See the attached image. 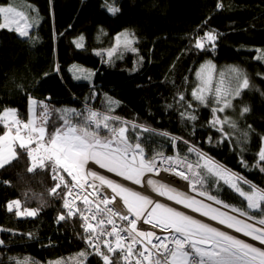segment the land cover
<instances>
[{
  "label": "trees",
  "instance_id": "16d2710c",
  "mask_svg": "<svg viewBox=\"0 0 264 264\" xmlns=\"http://www.w3.org/2000/svg\"><path fill=\"white\" fill-rule=\"evenodd\" d=\"M24 1L32 5L30 11L39 23L30 37L0 30V111L12 108L28 117L30 98L46 102L54 108L48 123L51 133L53 125L60 123L56 109L92 107L104 112L111 98L118 102L111 114L129 122V140L138 141L146 157L178 153L196 162V153L188 152L194 146L264 189V162L258 163L264 147V60L258 57V48L264 49V0ZM12 2L0 0V5ZM106 4L120 11L112 14ZM123 30L134 32L137 51L124 52L109 62L105 51ZM209 31L217 34L216 47L197 49L196 40ZM80 36L84 37L82 48L76 46ZM209 60L218 69L239 67L250 83L227 110L237 125L224 126L227 138L210 123L216 104L205 106L190 93L196 69ZM73 63L91 69L93 80L76 79L70 70ZM244 107L250 111L242 114ZM184 112L196 120L182 116ZM132 123L152 131L133 130ZM5 131L0 123V135ZM30 166L24 150L18 149V158L0 169V229H4L0 231L4 241L0 264L25 259L40 264L78 258L80 252L88 253L82 264H102L86 244L78 216L57 222L66 209L61 190L50 194L56 183L51 170L37 168L30 173ZM207 179L206 191L246 209L244 198L223 180L211 175ZM17 199L22 208H39L38 215L18 217L9 212L6 205Z\"/></svg>",
  "mask_w": 264,
  "mask_h": 264
},
{
  "label": "snow or ice",
  "instance_id": "6c2138e0",
  "mask_svg": "<svg viewBox=\"0 0 264 264\" xmlns=\"http://www.w3.org/2000/svg\"><path fill=\"white\" fill-rule=\"evenodd\" d=\"M106 7L112 14L120 11L114 4H106ZM33 26L34 21L24 11L18 10L11 3L0 5V30L6 29L21 37H30ZM216 39V33L206 32L196 40L195 47L204 49L206 44L214 47ZM115 40V45L107 50L109 62L121 48L137 51L133 46L136 42L134 33L125 31L118 34ZM83 41L84 37L80 36L76 46L82 48ZM54 70L59 72L58 67ZM74 70L79 73L76 79L90 80L94 75L77 66H74ZM196 77L199 83L192 90V97L205 106L211 102L216 104L212 108L210 123L227 138L229 134L224 132V126L235 128L237 125L229 117L221 118L217 113L231 108L233 99L250 87L247 76L240 69L232 68L228 76L220 73L217 79L215 66L208 62L201 65ZM179 99L184 100L183 94ZM107 105L108 110L104 112L90 107L83 111L56 109L60 123L58 126L53 125L54 131L51 133L48 132V123L53 110L43 101L30 98V116L27 120H20L16 109L0 111V123L7 129L0 135V169L11 165L18 158L13 145H18L29 158L31 166L28 167V172L37 168L50 169L51 178L56 181L50 194L57 195V190H61L63 207L67 210L66 214L59 215L57 222L63 221L66 215H79L83 220L81 226L86 233L85 241L94 254L101 258L102 264H264V247L249 243L186 211L198 213L200 217L215 221L218 225L264 246V189L219 165L194 146L188 148L189 153L195 152L198 157L194 163L187 156L181 157L178 153L175 156H164L162 152H158L151 158L146 157L142 145L138 141L133 143L129 140V122L111 115L118 102L107 98ZM249 111L248 107H244L242 114ZM181 115L196 120V116L191 113L184 112ZM117 122L120 126H117ZM131 128L152 131L136 124H131ZM102 130H106L105 135H101ZM172 139L175 141L177 138ZM258 155V163L264 162V147ZM96 166L142 189H151L157 197H164L174 205L182 206L184 210L160 202L145 191L117 182L95 170ZM161 170L188 181L192 193L206 197L207 201L213 203H207L204 199H198L197 195H190L149 176H158ZM261 171H264V167H261ZM208 175L223 180L243 197L246 209L229 205L204 190ZM241 183L249 184L250 189L245 191ZM105 189L110 190L111 195H107ZM118 198L126 213H121L112 206ZM76 199L82 200L83 209L75 205ZM6 208L9 212L14 211L18 217H34L40 211L39 208L21 210L19 199L10 201ZM247 209L258 210V213L250 214ZM85 211L88 215H85ZM117 219L122 223L117 225ZM141 222L151 226L152 230L139 228L138 224ZM156 230L162 234H158ZM2 244L4 241L0 240V245ZM87 255L86 252H80L77 264L86 261ZM17 264H31V261L25 259ZM50 264L64 262L58 260Z\"/></svg>",
  "mask_w": 264,
  "mask_h": 264
},
{
  "label": "rangeland",
  "instance_id": "374dc122",
  "mask_svg": "<svg viewBox=\"0 0 264 264\" xmlns=\"http://www.w3.org/2000/svg\"><path fill=\"white\" fill-rule=\"evenodd\" d=\"M14 7H16V8H18V10H21V11H24L26 14H28V15H30V17L32 18V20L34 21V26L30 29V30H32L35 26H37L38 25V23H39V17H37V19H36V16H35V19L33 18V14H32V5L30 4V3H28V2H25L24 0H14V2H12L11 3ZM1 5H3V4H1ZM29 8V9H27V7ZM31 10V11H30ZM125 31H127V32H130V33H134L133 31H131V30H123V31H121L119 34H121V33H123V32H125ZM135 35V34H134ZM204 36V35H203ZM136 37V36H135ZM217 40H218V38L215 40V42H214V47L213 46H211V45H208V44H206V46H207V48H215L216 47V43H217ZM136 42H137V37H136ZM136 42H135V44L133 45L136 49H137V47H136ZM124 52H128V50H124V49H119L116 53H114L113 54V56L111 57V60L110 61H112V60H114V59H119V58H121L123 55H124ZM105 53L107 54V50L105 51ZM258 57L260 58V57H264V49H261V48H258ZM107 58H108V60H109V57L107 56ZM260 59H263L264 60V58H260ZM208 62H211V64H213L214 66H215V74H216V78L217 79H219V74L220 73H224L225 74V76H228V74H229V72H230V70L232 69V68H238V69H240L239 67H236V66H227V67H224V68H221V69H218V67L216 66V64L212 61V60H209V61H206V62H204V63H202L201 65H204V64H206V63H208ZM201 65L196 69V72L200 69V67H201ZM74 66H77V68H80V69H84V70H87V71H90V72H92L93 73V71L91 70V69H89V68H87V67H85V66H83V65H81V64H79V63H73L71 66H70V70H71V73L73 74V76L76 78V76L79 74L77 71H75L74 70ZM241 70V69H240ZM196 72H195V80H194V85H193V87H192V90L197 86V84L199 83V81H198V79H197V77H196ZM241 72L244 74V72L241 70ZM92 78H93V76L91 77V79L90 80H92ZM78 80H85V81H90V80H88V79H83V78H81V79H78ZM192 90H191V92H192ZM190 92V93H191ZM185 93L186 92H184V93H182L183 94V96H185ZM189 93V92H188ZM199 102V101H198ZM50 109H52V110H54V108L53 107H49ZM193 108V106L191 105V107H189V109H192ZM10 109H12V108H10ZM71 109H74L73 107L71 108ZM229 109V108H228ZM228 109H226L225 110V112H223V113H218V115H220L221 116V118H223V117H225V116H227V117H229L230 119H231V117L227 114V110ZM53 113V112H52ZM232 120V119H231ZM124 121H127V120H125L124 119ZM133 124V123H132ZM118 126V125H117ZM120 126V125H119ZM145 128H148L149 129V127H145ZM7 130V129H6ZM106 134V130H102L101 131V135H105ZM15 148V147H14ZM196 148V147H195ZM16 149V148H15ZM196 149H198V148H196ZM199 150V149H198ZM200 151V150H199ZM202 152V151H201ZM202 153H204V152H202ZM204 154H206V153H204ZM208 157H210V158H212L211 156H209L208 154H206ZM212 160H214V158H212ZM215 162H217L219 165H222L221 163H219L218 161H216V160H214ZM201 163H203V161H201ZM222 166H224V165H222ZM224 168H226V169H228L226 166H224ZM95 170H98L101 174H105V175H107L109 178H111V179H114V180H117V182H122V183H125V184H127L128 186H130V187H133L134 189H136V190H140V191H143L141 188H139L138 186H133V185H130V183L129 182H124V180L123 181H121V180H119V177H114L115 176V174H114V176H112V175H110L108 172H106V170H104V169H99V167L98 166H96V169ZM228 170H230V169H228ZM231 171V170H230ZM232 172V171H231ZM234 173V172H233ZM209 176V175H208ZM212 176V175H211ZM241 176V175H240ZM213 177H215V176H213ZM65 178L66 179H68V180H70V178L69 177H67V176H65ZM215 179L217 180V179H219L218 177H215ZM251 184H253V183H251ZM171 186H173V187H176V186H174V185H172V184H170ZM208 185H210L209 184V180L206 178V183H205V185H204V190H206L205 188H207L208 187ZM241 186L244 188V190L245 191H248L249 189H250V185L249 184H243V183H241ZM177 189H179L180 191H184V190H182L181 188H179V187H176ZM259 188V187H258ZM184 192H186V191H184ZM208 192V191H207ZM146 194H150V195H152V197L154 198V199H156V197L153 195V194H151V193H149V192H146ZM190 195H197V198L198 199H204L205 200V202H207V203H213V202H211V201H207V199H206V197H199L198 196V194L197 193H189ZM160 202H163V203H167V201H166V199H160ZM170 203V202H169ZM168 203V204H169ZM170 205H173V206H176V207H179V208H181V210H184L181 206H178V205H174V204H170ZM214 206H217V207H220L219 205H215L214 204ZM21 210H23V208H22V203H21ZM187 211V210H186ZM247 211L250 213V214H255V213H258V210H253V209H247ZM189 212V211H188ZM67 213V210L65 211V214ZM189 214H192V215H195L197 218H200V219H204L205 220V222H210V223H212L213 224V226H218V227H220V228H222V229H227V228H225V226L223 227V225H218L215 221H208V219H206L205 217L203 218V217H200L199 216V214L198 213H191V212H189ZM197 214V215H196ZM234 214H236V215H238V213H234ZM68 217H71V216H67L66 215V218H68ZM72 217H74V216H72ZM242 218H244V217H242ZM227 231H229V232H231V233H235L234 232V230H232V229H228ZM237 234V233H236ZM238 235V234H237ZM243 238V237H242ZM248 241V240H247ZM76 259V260H75ZM77 259L78 258H76V257H74V258H59V259H55V260H49V261H47V262H45V263H40V264H50V262H56V261H62V262H64V264H77ZM31 264H33L32 262H31Z\"/></svg>",
  "mask_w": 264,
  "mask_h": 264
},
{
  "label": "built area",
  "instance_id": "2783aa9c",
  "mask_svg": "<svg viewBox=\"0 0 264 264\" xmlns=\"http://www.w3.org/2000/svg\"><path fill=\"white\" fill-rule=\"evenodd\" d=\"M112 115V114H111ZM19 116V115H18ZM19 119L20 120H27L28 119V117H24V116H19ZM122 119V118H121ZM123 120V119H122ZM175 155H177V154H172V155H164V156H175ZM190 161V160H189ZM190 162H192V161H190ZM194 163V162H193ZM89 167H92V165H89ZM150 175H152V176H154V177H156L159 181H161V182H163V183H167V184H172V185H174V186H176V187H179V183H177V182H180L182 179L181 178H179V177H177V176H174V175H172L171 173H169V172H166V171H163V170H161L160 171V174L157 176V175H155V174H150ZM123 181V180H122ZM184 181V180H183ZM124 182H128V181H124ZM185 182H187L188 184V186H189V182L188 181H185ZM181 183V182H180ZM131 185V184H130ZM180 188V187H179ZM142 189V188H141ZM182 189V188H181ZM190 189V188H189ZM182 190H184V189H182ZM143 191H145V192H149V193H151L152 194V192H151V189H143ZM184 191H186L187 192V189L186 190H184ZM105 192H106V194L107 195H111V192H110V190H107V189H105ZM74 195H75V193H74ZM155 196V195H154ZM156 197V199H162V198H160V197H157V196H155ZM90 199H92V197H89ZM69 199L71 200L72 199V197H69ZM75 205L77 206V207H80L81 209H83V203H82V200H80V199H76L75 200ZM116 210H119L121 213H126V209L122 206V203H121V201H120V199L118 198L115 202H114V205H112ZM85 215H88V213L85 211ZM75 216H78L79 217V219H80V228H81V230H82V232H83V235H84V240H85V236H86V233L84 232V230H83V228H82V224H83V220L81 219V217L79 216V215H75ZM72 217V216H71ZM117 225H119V224H121L122 222L121 221H119L118 219H117ZM138 227L139 228H141L142 230H152L151 229V226H149V225H145V224H143L142 222L141 223H139L138 224ZM157 232H158V234H162L159 230H156ZM86 242V241H85ZM87 244V243H86ZM88 245V244H87ZM90 248V247H89ZM90 250L93 252V249H91L90 248ZM94 253V252H93Z\"/></svg>",
  "mask_w": 264,
  "mask_h": 264
},
{
  "label": "bare ground",
  "instance_id": "6f19581e",
  "mask_svg": "<svg viewBox=\"0 0 264 264\" xmlns=\"http://www.w3.org/2000/svg\"><path fill=\"white\" fill-rule=\"evenodd\" d=\"M90 108H92V107H90ZM110 175H112V176H114V174L113 173H109ZM152 179H155V180H158L156 177H154V176H152V175H149ZM114 177H117V176H114ZM119 180H123L122 178H120L119 177ZM159 181V180H158ZM181 182V183H180ZM180 182H177V183H179V187L180 188H182V189H184V190H186L187 189V192L188 193H191V190L189 189V186L187 185L188 183L187 182H185V181H183V180H181ZM131 185H133L131 182H129ZM133 186H135V185H133ZM137 186V185H136ZM139 188H141L140 186H138ZM143 190V189H142ZM149 190V189H148ZM153 195H155L156 196V194L155 193H152ZM160 198H162V199H165L164 197H160ZM167 201V203H173V202H171V201H168V200H166ZM182 207V206H181ZM187 211H190V210H187ZM191 212V211H190Z\"/></svg>",
  "mask_w": 264,
  "mask_h": 264
},
{
  "label": "crops",
  "instance_id": "0c3cea01",
  "mask_svg": "<svg viewBox=\"0 0 264 264\" xmlns=\"http://www.w3.org/2000/svg\"><path fill=\"white\" fill-rule=\"evenodd\" d=\"M30 32H31V30H30ZM92 80H93V78H92ZM92 80H90V81H92ZM46 103V102H45ZM47 104V103H46ZM48 105V104H47ZM49 107H52V106H50V105H48ZM68 108V107H67ZM72 108V107H71ZM29 116H30V111H29ZM28 116V117H29ZM13 147H15L16 149V152H17V154H18V149H20L19 147H18V145H13ZM150 175V174H149ZM222 229V228H221ZM222 230H225V231H227L226 229H222ZM229 232V231H228ZM231 233V232H230ZM231 234H234V235H237V236H239L240 238H242V236H240L241 234H239V233H231ZM242 239H245V238H242ZM246 240V239H245ZM249 242V241H248ZM249 243H251V242H249ZM257 246H259V245H257ZM261 247V246H260Z\"/></svg>",
  "mask_w": 264,
  "mask_h": 264
},
{
  "label": "water",
  "instance_id": "95a60500",
  "mask_svg": "<svg viewBox=\"0 0 264 264\" xmlns=\"http://www.w3.org/2000/svg\"><path fill=\"white\" fill-rule=\"evenodd\" d=\"M190 212V211H189ZM197 215V214H196ZM204 218V217H203ZM207 219V218H206ZM224 227V226H223ZM226 230H228V229H226ZM240 236H242V234L240 235ZM243 238H245L246 240H248L249 242H251V243H254V244H256V245H259V246H261V247H264V246H262V245H260L259 244V242H257V241H252L251 240V238H248V237H244V236H242Z\"/></svg>",
  "mask_w": 264,
  "mask_h": 264
},
{
  "label": "clouds",
  "instance_id": "9594fccd",
  "mask_svg": "<svg viewBox=\"0 0 264 264\" xmlns=\"http://www.w3.org/2000/svg\"><path fill=\"white\" fill-rule=\"evenodd\" d=\"M29 118V117H28ZM166 199V198H165ZM169 204H173V203H169Z\"/></svg>",
  "mask_w": 264,
  "mask_h": 264
}]
</instances>
